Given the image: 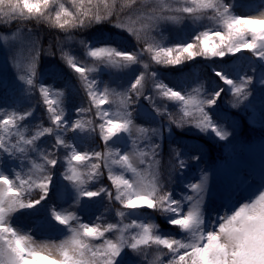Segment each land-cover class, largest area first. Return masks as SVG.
Masks as SVG:
<instances>
[{"label":"snow or ice","instance_id":"obj_1","mask_svg":"<svg viewBox=\"0 0 264 264\" xmlns=\"http://www.w3.org/2000/svg\"><path fill=\"white\" fill-rule=\"evenodd\" d=\"M28 23L64 40L44 49ZM0 27L6 45L30 35L26 60L9 47L28 105L0 97V264H264V178L214 191L203 147L174 137H234L229 110L264 91V0H0ZM43 54L78 79V106ZM198 61L206 79L185 73ZM42 211L41 239L15 222Z\"/></svg>","mask_w":264,"mask_h":264},{"label":"rangeland","instance_id":"obj_2","mask_svg":"<svg viewBox=\"0 0 264 264\" xmlns=\"http://www.w3.org/2000/svg\"><path fill=\"white\" fill-rule=\"evenodd\" d=\"M238 3H240L241 5H251L249 4L248 0H241L238 1ZM248 10H250L248 7H242L238 9V11L242 12ZM0 30L4 29L0 28ZM171 31L173 32L174 29ZM0 33L7 35L9 34V31H0ZM29 39L30 35L25 31L17 33L16 40L10 41L7 45L2 39H0V97L2 98L9 99L15 97V94H18L20 92V89H15V86L21 88V83L16 79L15 69L12 67L9 47L18 49L20 51L21 60H26L29 54L27 48ZM40 44L44 49H47L49 47L43 45L41 42ZM236 62L242 65L247 64V60L243 57L237 59ZM205 66L208 67V64L205 63L204 65H197L195 69L196 72L199 73L201 72V70H205L206 74L207 69L205 68ZM39 71L43 73L45 83L52 84L56 89L63 90L67 94H70L71 103L68 105L70 108L73 106H78L84 99L83 90L79 87L78 79L60 59L59 54L54 57L43 54L40 59ZM161 71L164 72L170 80H174L177 78V74L173 70ZM104 78L107 79V75H105ZM35 95L37 98H39L38 94ZM262 109H264V91H262L260 85L257 84L254 98L252 99V105L249 107L250 112H248V117L250 118V121L252 123L261 124L260 117ZM42 111L43 109L38 106L37 113L34 115L32 123H36L39 121ZM229 115L230 119L234 122L235 133L234 137L225 143L227 147V155H225V159L222 162L220 161L218 154L216 155L217 158H210V155H208L209 147L201 140L197 138H189L188 143L199 144L206 152V156L201 162L200 167H204L208 170L211 177L210 186L214 191H230L231 189H234L237 184L246 177L251 184V188L249 189V191H253L256 189L259 180L264 178V130H262V133L258 138L256 137L255 140L252 139L253 141L251 143L250 141L247 142L245 138L242 137L243 132L245 131V122H243V118L240 116V113H237L236 111H234V109H230ZM229 130L231 131V128H229ZM249 130L254 133L257 131L259 132V130L252 127H250ZM175 132L176 130H174V137L176 136ZM45 143H47V140H45ZM167 144L168 141L166 134L165 152L167 150ZM11 166L15 167L16 165ZM195 174V169H192L191 171L189 170L187 175L189 178H191ZM53 203H55V201H53ZM98 214L99 212H97V215ZM44 215L45 213L42 211L39 214L35 215L21 216L18 217L15 222L23 225L26 229L36 226L35 234L37 236V239H41L48 235V233H46L41 227L38 226L39 223L43 222ZM85 222H87V218L85 219Z\"/></svg>","mask_w":264,"mask_h":264},{"label":"trees","instance_id":"obj_3","mask_svg":"<svg viewBox=\"0 0 264 264\" xmlns=\"http://www.w3.org/2000/svg\"><path fill=\"white\" fill-rule=\"evenodd\" d=\"M238 1H241V0H238ZM248 2L249 3H253V2H257V0H248ZM13 27H15V26H13ZM108 27H111V26H108ZM0 28L4 29V30H0V31H4V32H6V30L9 31V29L7 27H0ZM27 28H31L32 29V34L34 36L38 37L39 41L43 45H45V46L52 45V49L53 50H57L56 45H57L58 41L62 42L64 40V35L62 33L58 32V31H56L54 29H51L48 26L43 25V24L35 25L34 23H28L27 24ZM105 30H107V29H105ZM189 31H190V29H183V32L185 34L187 32H189ZM172 38L173 39L177 38L176 30H174L172 32ZM199 63H204V62L203 61H198L195 64H190L189 67L185 69V73L191 72L192 75L195 76V78L199 77L200 79H206V75L204 77H200L194 71V68ZM161 70H165V69L161 68ZM125 79H126L125 82H127V78L126 77H125ZM19 89H20V92L17 94V96H19L21 98L22 106L26 107L28 105V101L21 96V88L19 87ZM80 99H82V98H80ZM225 99H227V98H225ZM36 101H37V97H36V95H33L32 98H31V103L34 104V103H36ZM234 111H236L237 113H240V115L245 120V126H244L245 131H244V134L252 135V132L249 130L250 127L253 128V126L250 125V119L248 117V112H250V110L249 109L244 110L243 108H241V109H234ZM175 130L177 131L178 135L181 136V137H189V136L195 135V134H193V130H180V129H175ZM258 130H259V128H258ZM195 136H197V135H195ZM200 137L203 138L204 140L206 139L208 141L211 152H216V153H218V155H222L220 151L223 150V145H224L223 142H220V141H217V140L209 141L205 136H200ZM166 152H167V150H166ZM158 222H160V221L158 220ZM161 226L164 227L163 224Z\"/></svg>","mask_w":264,"mask_h":264}]
</instances>
